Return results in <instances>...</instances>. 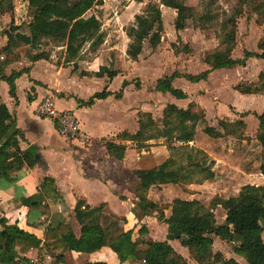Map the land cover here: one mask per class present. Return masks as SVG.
<instances>
[{"label":"trees","instance_id":"trees-1","mask_svg":"<svg viewBox=\"0 0 264 264\" xmlns=\"http://www.w3.org/2000/svg\"><path fill=\"white\" fill-rule=\"evenodd\" d=\"M27 6V31H22V24H13L6 32L8 41L3 51L10 56L14 49L28 45L30 49H39L42 45L51 44L62 47L64 64L74 63L80 57L86 45L95 52L105 41L102 22L96 14H90L95 6L103 5L104 0H25ZM126 1V0H122ZM144 2L145 0H136ZM203 12L196 15L194 6L188 5L186 0H153L149 1L144 11L135 15V23L126 28L131 42L127 54L132 61H138L143 52V45L149 39L153 49L163 41L164 19L162 5L176 10L175 28L182 30L189 18L194 19L195 27L207 29L217 19L213 7L218 0H201ZM234 13L221 22L222 34L229 36L223 48L215 49L204 57L209 68L197 74L182 73L174 70L156 81L155 88L163 93H170L178 99H186L188 93L174 85V80L184 77L192 82L207 80L212 71L222 68L245 66L248 59H264V36L259 39L260 52L245 49L242 58H234L232 53L237 45V17L250 10L264 21V0H238ZM15 0H0V10L12 11ZM246 9V10H245ZM50 51H27L26 56L31 61L49 60ZM15 58H7L0 62V80L7 82L9 93L19 104L16 92V80L30 71L29 68L13 70L6 73V66ZM76 67V66H75ZM120 70L109 66H101L98 71H82V75L107 77L112 80ZM129 85L124 81L122 89L116 97L123 95V90ZM235 90L243 94H264V71L259 74L254 84L240 82ZM112 95L106 86L102 91L94 93L87 101L80 100L84 106H91L97 99H104ZM31 100V98H29ZM253 114L258 119L255 138L260 141L262 149L261 172L264 175V111L262 113L245 111L241 117L231 120L229 117L218 119L216 124L208 123L206 112L197 103L190 102L188 107H179L175 103H168L163 110V119L158 123L151 112H139L140 128L136 134L123 132L120 138L132 140L139 149L148 148L151 140H164L169 157L161 164L150 169H137L139 177L134 186L135 215L141 221L138 236L134 228L125 230L120 224L126 218L119 217L108 211L107 205L91 206L84 199L77 200L74 212L81 225V236L77 237L70 222L58 221L48 229L45 247L58 252V261L73 250L91 253L104 246L112 248L121 262L129 258L144 261L145 264H241L234 258H227L221 252H214L213 244L216 237L229 242L235 253L246 259L248 264H264V245L256 246L252 235L259 234L263 228L258 223V216H264V203L257 204L256 199L264 201V185L255 186L250 183L241 186L237 196L227 199L215 197L209 206L198 199L187 200L176 198L169 205L156 203L148 198V192L154 185L164 184H203L216 175V160L204 149L192 144L197 129L202 125L205 134L212 138L228 139L230 136L237 140H248L246 134L247 122L245 117ZM22 130L17 126L16 117L0 99V181L12 180L15 174L24 168L33 167L37 161L35 154L38 147L31 145L23 150L20 140L24 139ZM109 153L118 159L125 157L127 145L113 140L106 142ZM60 194L55 181L46 177L40 187V192L20 198L21 203L29 211L35 212L37 218L50 213V207L44 202L45 198ZM123 198V197H122ZM124 199V198H123ZM222 206L228 211L224 223L218 224L214 210ZM171 207V215L166 216V209ZM144 219H147L144 221ZM156 219L168 225L170 239L178 240L187 247L191 263L167 241H159L148 236L147 223ZM41 240L34 234L20 227L18 223H11L5 216H0V264H15L22 259L21 253L31 248H39ZM85 264H107L105 262H86Z\"/></svg>","mask_w":264,"mask_h":264},{"label":"crops","instance_id":"crops-1","mask_svg":"<svg viewBox=\"0 0 264 264\" xmlns=\"http://www.w3.org/2000/svg\"><path fill=\"white\" fill-rule=\"evenodd\" d=\"M145 1L138 2L136 0H126V4L128 2V8L132 7L134 4H140V7H142V5L146 4ZM186 2L190 3L188 0ZM188 5L196 6L195 3ZM27 6V1L20 0L19 2V0H15L14 10H0V21L11 22L13 19H18L19 11H22L24 15L27 13ZM162 7L163 11H170L168 12L169 15L174 17L175 14L176 18L177 12L175 9L164 5H162ZM21 8L23 9L21 10ZM24 15L19 17L21 21ZM134 18L135 14L130 19L128 18V22L131 21V19L132 21H135ZM124 20V18L118 16L116 17L115 21H119L120 25H125V23L128 22H125ZM242 21H245L243 22L245 26V32H242V38H244L246 42L245 49L260 52L261 50L258 47V42L261 37L259 29L254 27L255 18L252 17L249 21V18L246 17V20L242 19ZM191 24H193L192 27L189 26ZM166 26L168 27V25ZM168 28V30L166 28L163 41L166 40L169 42L171 39L170 36L173 35L175 38L182 39L183 42L187 44L190 41L189 37L185 36V32L188 28H192L191 32L195 37H202L201 32L203 30H201L199 27H195L194 19L192 18L187 19L186 27L182 30H177L176 28H173V26ZM193 29L195 30L193 31ZM104 34V43L94 52V56L91 58V60L86 62L88 65L83 71L91 73L98 71L101 66H113V69L120 70V73L112 80H108L107 77H97L89 74L82 75L81 73L79 74V72L75 71L76 67L74 63L59 64L57 60L53 59V56H51L49 60L41 59L38 61H31L29 58L22 56L20 59L12 61L10 64H8L5 69L7 74H10L13 70H22L23 68L30 69L28 73H23L16 80V92L19 99L18 105L15 104L14 98L9 93V86L7 82L0 80V99L6 103L11 113L15 115L17 126L22 130L25 137L24 139L20 140L21 149L25 150L31 145H35L38 147L37 152H39L42 157L41 164L36 163V165L33 167L24 168L22 171L16 173L12 180L2 179L0 181V216L7 217L11 223H18L20 227L34 234L41 240L39 248H31L26 252H22L20 254L22 259H25L36 253H41L46 258L48 264H85L86 262L97 261L105 262L107 264H145L144 261H139L134 258H129L126 261L121 262L117 253L108 246H104L101 249L91 253L73 250L65 257L64 261L59 262L57 258L58 252L45 247L48 229L55 225L58 221L65 220L71 223L75 235L80 237L82 234L81 225L75 217L74 209L77 200L82 198L91 206H99L102 203H105L107 205L108 211L119 217L126 218V221L121 222L120 224L125 230L134 228L136 233L135 236L137 237V232L142 225V220L140 221L133 213V210L135 209V195L133 188L139 181V177L135 171L137 169H150L141 168L140 166V156L146 155L147 153H150V151H146L144 148L140 149L141 152L139 151V153L135 152V150H139V148L136 147V143L132 140L122 139L119 135L123 132H129L130 134H136L138 132L140 128L139 112L145 111L151 112L152 114L154 113V107H156L152 102L154 95L164 94L170 96V100L164 104V107L162 108L163 110L168 103H175L179 107L186 108L188 107L189 103L193 101L205 110L206 115H209L211 110L208 105L200 102L202 96L195 95L192 92L187 91L189 85L187 82L183 83L186 87L183 86V88H181L189 95V97L186 99H178L170 93L157 91L155 88L156 82L153 86V91H147V83L148 80L151 79L149 76L152 77L153 69H155V66L153 65L154 57L151 59H146L147 57H145V54L143 55L142 52L138 61H132L129 59L127 60V63L125 59L129 57L127 54V48L131 42V39L127 35L126 28H124V26L121 29L118 27L113 30L106 28V32H104ZM206 38L207 40L203 41L209 46V49L221 45V42H217L215 45L212 44L214 40L211 37ZM110 39L112 40V43H109ZM146 40L144 41L143 51L146 50ZM7 41V34L4 33V30L3 32L0 30V49L6 45ZM190 42L192 43L193 41ZM178 43L180 42L178 41ZM191 48L192 50L189 53L185 55L182 51L178 54V57L179 55L180 57H183L181 55H184L185 59H196L197 56L195 55L193 46H191ZM245 49L242 50L244 51ZM205 52L206 51H204L203 54L201 53L198 58L200 66H204L205 64V69L203 71L209 68L208 64L204 62V59H202V56H205ZM112 55H114V59L111 58ZM118 55H124L126 57L120 56L121 58H118ZM121 59H124L123 63H121ZM256 60H258V58H256ZM96 63H98V69L95 68ZM262 63L263 64L260 65L264 67V59H262ZM71 64H73L74 67ZM188 65L190 66L196 64L185 65L183 63L182 66L178 68V70L182 73H190L185 72L186 66ZM147 67H149L151 73L149 76L144 77L141 75L140 71L142 68ZM215 71H212L209 74L207 80L202 81H206L205 83H207V81L212 78ZM137 77H139V79H137ZM159 78H157L156 81ZM180 79L186 78H176L173 82L174 85H176ZM91 80H97L101 83L102 89L99 91H102L106 86H108V90L112 92V95L104 99H97L91 106H84L79 101H87L94 93L98 91L90 94L89 97H82L74 92L72 86L80 85L84 81ZM124 81H128L129 85L124 88L122 97L117 98L116 93L122 89ZM202 81L193 83L198 84ZM139 82H141V85L138 86ZM114 83L118 85L117 89L112 87ZM196 91L198 92L199 89ZM206 91L208 92V90ZM29 98H31V100ZM46 99L53 100L54 107L58 112H71L78 117L82 130L89 136V141L87 143L82 144L78 142H72L60 135L54 117L41 114L38 110L39 104ZM61 103L66 105L59 107ZM223 108V111L228 113L227 117H229L232 113L231 109L227 111L226 107ZM256 120L258 121L257 118ZM199 131L201 130L199 129ZM198 132H196L194 142L191 143L196 146H201L197 140ZM45 134L51 135L54 141L51 140L50 142H46L45 140L48 139ZM229 138L235 137L230 136ZM109 140L127 145L125 157L123 159H118L109 153L106 146V142ZM212 140L216 143L218 141L222 142L227 139L212 138ZM152 141L153 140H151L149 144H153ZM163 141L160 140L159 143L164 144ZM256 141L257 143L254 145L257 146L258 152L261 153L263 147L261 144H259V140ZM244 142L247 143L246 140H244ZM164 149L166 151L164 160H166L169 157V150L166 145L164 146ZM202 149L206 148L203 147ZM212 151L213 152H207L216 160L215 169L217 171L220 165L217 159L219 161L224 160H220L221 155H219L215 150ZM229 151L233 153V151L236 150L233 146L228 149H224L225 153ZM257 161L256 165L252 166L251 169H246L245 166H234L226 161L227 165L225 168L230 170V175L226 174V177L229 180H225V182H230L232 177V179L237 178L238 181L243 180L241 186L248 183L255 186L264 185V175L261 172V157L260 160ZM228 164L236 170L228 168ZM46 177H51L54 179L60 194L52 195L51 197L44 199V202L50 207V213L37 218V214L32 211L30 212L28 207L21 203L20 198L40 192V187ZM216 177L217 174L215 175V178ZM207 182L209 181L207 180ZM205 184L206 183L204 182L203 184L196 185L203 187ZM170 186L179 191L177 188L179 184H164L160 187ZM156 187L158 186L154 185L150 188L148 192V198L156 203L161 204L162 201H160L161 199L159 197L163 196V191L158 188L160 192L152 196V191ZM240 188L236 194L222 196L221 193H216L213 194L214 196L212 197L215 198L221 195L222 197L219 196L220 198L227 199L231 196H237ZM181 193L182 192L179 191L178 195L172 200H163V202L167 201L170 204L176 198L200 200L199 197H192V195H190L191 197H187ZM256 203L260 204L264 203V201L261 198H257ZM171 212V207L166 209V216L169 217ZM214 212L217 223H224L228 211L222 206H219L214 210ZM146 220L147 219H144V221ZM257 221L263 230L261 233L252 235L251 237L256 246H263L264 216H258ZM147 227L149 230V237L159 241L167 240L175 248V250L181 253L186 259H188L189 262L195 263V261L190 257L187 247H184L178 240L169 238L168 225L166 223L160 222L156 219H150L147 223ZM213 250L214 252L223 253L227 258H234L241 264H248L245 258L235 253L232 245L229 242L221 239L220 237H216L214 239Z\"/></svg>","mask_w":264,"mask_h":264},{"label":"rangeland","instance_id":"rangeland-1","mask_svg":"<svg viewBox=\"0 0 264 264\" xmlns=\"http://www.w3.org/2000/svg\"><path fill=\"white\" fill-rule=\"evenodd\" d=\"M149 1H153V0H146L145 1L146 4L142 5V7H140L141 6L140 4L139 5L134 4L132 7L128 8L127 6L129 4L128 2L126 4V1L104 0L103 5L95 6L94 8H92L90 11V14H96L99 16V19L102 22V28H104L102 29L103 32H106V28L111 29V30L116 29L118 27L119 29H121L123 26L124 28H128L135 23V21L134 20L132 21V19L129 22L128 20L132 16H134V14L136 15V14L142 13L144 9L146 8V5ZM188 1L190 3H187V4H191V3L196 4V6H194V8L196 9V15H199L203 12V6H202L201 0H188ZM237 5H239L238 0H218V2L213 7L214 9L213 13L217 15V19L207 29L200 28L201 30H203L201 32L202 37H195L193 33L191 32L192 28L191 29L188 28L187 31L185 32V36L189 37L190 41H193L192 43L189 41L186 44L183 42L182 39L175 38V36L171 35L170 36L171 39L169 42H167L166 40L162 41V43L157 48L153 49L152 46L150 45L149 39H147L145 43L146 50L143 51V55L145 54V57H147L146 59H151L154 57L153 65L155 66L154 67L155 69H153L152 77L149 76L151 73V71L149 70V67L142 68V70L140 71L141 75H143L144 77L149 76L151 78L148 80V83H147L148 87H146V90L153 91V86L155 85L157 78L162 77L165 74L171 73L174 70H178V68L182 66L183 63L185 65L196 64V65L186 66L185 72L199 73L203 71L205 69L204 68L205 64L204 66H200L199 61H198L200 54L201 53L203 54V52L206 51L204 54L206 55L207 53L212 52L215 49L217 50L219 48H223L224 44L227 41H229V36L222 34L220 26L223 20H227L234 13ZM22 9L23 8H21V10ZM168 12L163 11L162 9L163 19H164V29H165L164 34L166 33V28L167 30L169 29L168 27H171V26L175 28V24H174L175 14H174V17H172V15H169ZM22 15H24V13H22V11H19L18 16L20 17ZM118 16H121V18H124L125 19L124 21L128 23H125V25H120L119 21H115L116 17ZM19 17L18 19H13L11 22H8V21L1 22L0 21V28H1L0 30H2V32L4 30V33H6L13 24L19 25L23 23L21 26V30L24 32L27 31L26 26H27V22L29 21V18L25 14L23 17L24 20L22 19L21 21ZM246 17L249 18V21H250V18L252 17L255 18L254 27H257L259 29L261 38L264 36V21L262 20V17H256L255 14H253L250 10L247 9V12L237 17V22H238L237 24V27H238L237 45H236L235 50L232 53L234 58L243 57L244 55V51L242 49L246 48L245 46L246 42L244 38H242V32H245V26L243 23L245 21H242V19L246 20ZM166 25H168V27ZM189 26L192 27L193 24ZM194 30L195 29H193V31ZM206 37H211L214 40L212 44L215 45L217 42L218 43L221 42L220 43L221 45L218 47H213L209 49V46L206 45V43L203 41V40L205 41L207 40ZM178 41L180 43H178ZM109 43H112L111 39L109 40ZM191 46H193L195 50V55L197 56L196 59L194 60H189L187 58L185 59L184 55H181L183 57H180V55L178 57V54L181 53L182 51H183V54L185 55L189 53L192 50ZM38 50L50 51V53L52 54L51 56H53L54 60H57L59 64L63 63L64 51L62 47H54L51 44L49 45L44 44L39 49H34V50L30 49L28 45H22L14 49V51L12 52V54H10V56L7 55V53L3 51V47H2L0 49V62H4L7 58H10V57L15 58L16 56H17V60L20 59L22 56L28 58V56H26L27 51H33L35 53ZM93 56H94V52H92L89 49V45L87 44L86 47L83 49L82 53L80 54V57L76 60L75 71L79 72L80 74L81 71L85 70V68L88 65L86 64V62L91 60ZM120 56L118 55V58L126 57L124 55H122L121 57ZM204 57L205 56H202V59H204ZM111 58L114 59V55H112ZM129 59L130 58L127 57L125 60L127 61ZM123 62H124V59H121V63ZM260 64H263L262 59L260 60L258 58V60H256V58H250L247 61L245 66H237L234 68H224V69L216 70L212 78L208 80L207 83H205L206 81H202L198 84H195L186 79H180L178 80L175 86L183 88V86H185L183 83L187 82L189 84L188 90H187L188 92L190 91L195 95L202 96V98L200 99V102L205 103L211 108L209 115L208 114L206 115L208 123L216 124L218 119L227 117L228 113L223 111L224 110L223 107H226L227 111L231 109L232 113L229 116V118L231 120H236L241 117L240 116L241 113H238V112L250 111V112L261 113L262 111H264V94L263 93L262 94L261 93L243 94L235 90V86L240 82L254 84L258 81L259 74L262 71H264V67H262ZM71 65L74 67L73 64ZM95 68L96 69L99 68L98 63L95 64ZM111 68H113V66H111ZM137 79H139V77H137ZM139 85H141V82H139L138 86ZM112 87L114 89H117L118 85L114 83ZM72 88L74 89V92H76V94H79V96L89 97L90 94H93L94 92L101 90L102 85L97 80L95 81L91 80V81H84L80 85H74L72 86ZM198 89L199 91L197 92L196 90ZM206 90H208V92ZM168 100H170V96L164 95V94L154 95L153 97L152 102L156 106L154 107L153 116L158 123L162 122V119H163V109L162 108L164 107V104ZM63 105H66V104L61 103L59 107ZM244 119L247 122V129H246V134L248 135L247 143L244 141L237 140L236 138H229L225 141H222V142L218 141L215 143V141H213L212 138H210L207 134L202 132L203 131L202 125L199 128L201 131L197 129V132L199 131L197 133V140L202 146L201 147L200 145H198L199 148L204 147L207 149V150L206 149L204 150L208 152H213L212 150H215L219 155H221L220 160H224L225 162L219 161L217 159V161L220 164L216 171L217 177L216 178L214 177L213 179L208 180L209 182L205 181L206 183L204 185L205 187L204 186L200 187L199 185H196V184L186 185V186L179 185L177 188L179 189L180 192H182L181 193L182 195H186L187 197H191L190 195L196 198L199 197L202 203L208 206L211 200L214 198L212 197L214 196L213 194L221 193L222 196H225V195L227 196L230 194L237 193L243 180L238 181L237 178L232 179L231 177L230 182H227V183L225 182V180H229L226 177V174L228 175L230 171L225 168L227 165V162L231 163L234 166H238V167L245 166L246 169H251L252 166L256 165V161L260 160V157L262 159V152L261 153L258 152L257 146L254 145L257 143L256 141L257 139L255 138V133L257 130L258 121L256 120V117L253 114L248 115ZM45 136L48 139V140H45L46 142H50L51 140L54 141L51 135L45 134ZM152 142H153V145H151L148 148H145L146 151H150V153L140 156L141 157L140 159L141 168H152L154 166H157L165 158L166 151L164 149V146L166 144L165 143L160 144L159 143L160 140H153ZM259 144H261L260 141H259ZM231 146H233L236 151H233V153L231 151L225 153L224 149H228ZM139 151L140 149L135 150V152H138V153ZM169 152L168 154H170ZM228 166H229L228 168L236 170L232 168L229 164ZM158 188L164 192L163 196L159 197L161 199L160 201H162L161 204L169 205L167 201L172 200L179 193L177 189L171 186L170 187H156L152 191L153 192L152 196L160 192ZM219 196L222 197L221 195ZM163 200H167V201L163 202Z\"/></svg>","mask_w":264,"mask_h":264},{"label":"built area","instance_id":"built-area-1","mask_svg":"<svg viewBox=\"0 0 264 264\" xmlns=\"http://www.w3.org/2000/svg\"><path fill=\"white\" fill-rule=\"evenodd\" d=\"M38 110L41 114L54 117L58 132L65 139L82 144L89 141V136L82 130L78 117L71 112H58L52 99L42 101ZM15 264H48V262L44 255L36 253L26 259L17 260Z\"/></svg>","mask_w":264,"mask_h":264},{"label":"water","instance_id":"water-1","mask_svg":"<svg viewBox=\"0 0 264 264\" xmlns=\"http://www.w3.org/2000/svg\"><path fill=\"white\" fill-rule=\"evenodd\" d=\"M35 159H36V161H37L38 164H41V162H42V157H41V155H40L39 152H37V153L35 154Z\"/></svg>","mask_w":264,"mask_h":264}]
</instances>
